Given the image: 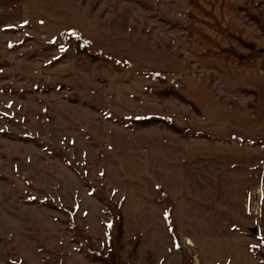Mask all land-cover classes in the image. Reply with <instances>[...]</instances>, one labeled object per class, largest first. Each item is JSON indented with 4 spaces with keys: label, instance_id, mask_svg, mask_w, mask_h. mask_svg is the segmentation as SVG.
Listing matches in <instances>:
<instances>
[{
    "label": "rangeland",
    "instance_id": "obj_1",
    "mask_svg": "<svg viewBox=\"0 0 264 264\" xmlns=\"http://www.w3.org/2000/svg\"><path fill=\"white\" fill-rule=\"evenodd\" d=\"M0 264H264V0H0Z\"/></svg>",
    "mask_w": 264,
    "mask_h": 264
},
{
    "label": "trees",
    "instance_id": "obj_2",
    "mask_svg": "<svg viewBox=\"0 0 264 264\" xmlns=\"http://www.w3.org/2000/svg\"><path fill=\"white\" fill-rule=\"evenodd\" d=\"M77 34H78V32H76V31H73L72 33H64L62 35V40L65 43H70L74 39V36ZM85 46H86L85 43L82 42L81 40H77L75 43V47H76V50L78 52L85 53L86 55L91 56V57L96 58V59H103L102 55H98L94 52L88 51ZM156 121H159V119L154 118V117H150V118H145V119L131 120V123L134 125H137V126H146V125H149V124L154 123Z\"/></svg>",
    "mask_w": 264,
    "mask_h": 264
},
{
    "label": "bare ground",
    "instance_id": "obj_3",
    "mask_svg": "<svg viewBox=\"0 0 264 264\" xmlns=\"http://www.w3.org/2000/svg\"><path fill=\"white\" fill-rule=\"evenodd\" d=\"M188 245H190V243H188Z\"/></svg>",
    "mask_w": 264,
    "mask_h": 264
}]
</instances>
